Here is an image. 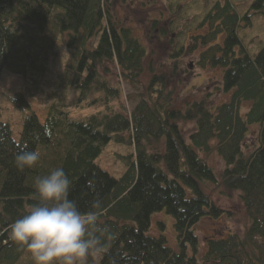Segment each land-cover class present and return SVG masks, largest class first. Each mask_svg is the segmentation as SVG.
<instances>
[{
  "label": "trees",
  "instance_id": "obj_1",
  "mask_svg": "<svg viewBox=\"0 0 264 264\" xmlns=\"http://www.w3.org/2000/svg\"><path fill=\"white\" fill-rule=\"evenodd\" d=\"M112 1L0 0V80L9 70L30 84L12 99L29 112L20 138L0 122V264L27 256L25 264H34L11 239L10 226L35 202V180L56 167L71 180L69 198L81 211L102 202L100 223L114 235L86 264H264V43L253 55L240 35L264 18V0H246L243 13L234 0H215L200 26L209 30L174 48L176 61L198 53L199 67L221 71L220 89L231 94L214 107L196 97L183 109L165 74L152 72L145 83L147 50L115 18ZM59 44L69 59L59 75L63 88L78 93L77 108L95 113L74 118L65 104L45 116L35 111L33 88ZM112 63L117 86L109 79ZM181 123L195 131L185 136ZM111 142L135 149L121 178L97 163ZM24 150L40 159L19 171L14 160ZM214 152L224 163L220 173L205 159ZM220 190L237 193L247 223L242 233L213 228L202 236V222L224 215L213 201ZM163 213L173 221L175 243L165 222L152 232V216Z\"/></svg>",
  "mask_w": 264,
  "mask_h": 264
},
{
  "label": "rangeland",
  "instance_id": "obj_2",
  "mask_svg": "<svg viewBox=\"0 0 264 264\" xmlns=\"http://www.w3.org/2000/svg\"><path fill=\"white\" fill-rule=\"evenodd\" d=\"M215 0H113L110 7L115 18L120 24L129 26L135 36L139 38L147 50L145 58V83L151 78L150 73L165 74L169 86L175 92V106L184 108L185 104L193 101L194 98L206 97L208 103L213 107L229 101L231 94H225L221 88L222 74L219 70H204L198 65V53L185 54L175 59L174 48H181L189 45L194 36L205 33L208 27H200L205 15L209 12ZM240 12H246V0H234ZM240 35L249 52L254 55L264 43V18L257 17L252 27L242 29ZM56 56L49 65L48 72L39 80L32 97V105L41 116L47 115L54 106L65 104L70 109L74 118L83 117L95 113V110H82L77 108L76 97L78 93L63 88V81L59 75L64 71L68 62V55L62 44L56 49ZM111 75L109 79L114 85H119L117 74L119 69L116 64H109ZM152 73V74H153ZM30 86L29 80L5 70L0 80V122L10 124L14 136L19 139L23 129L24 119L29 112L17 108L12 101L19 91H24ZM122 101H125L122 96ZM250 104H244L243 112L249 110ZM117 109L118 106H117ZM120 110V109H119ZM183 134L187 137L195 131L193 123L180 124ZM247 138L248 145L254 140L253 131ZM126 139H125V138ZM124 140L128 136L125 135ZM163 143L160 145L162 146ZM42 150V148H40ZM135 149L129 144L111 142L104 150L97 163L116 178H121L126 170V160L134 155ZM207 163L218 173L224 168L223 160L213 153L205 157ZM213 197V194H212ZM213 201L218 208H221L224 215L213 222L207 220L199 227L202 236L211 233V229H224V231H238L242 233L247 223L243 204L237 193H229L227 190L216 191ZM165 222L167 228L164 232L169 233L171 243L175 238L171 234L173 221L164 213L156 215L152 222V232L159 233L156 222ZM200 234V233H199ZM28 256L19 264H25Z\"/></svg>",
  "mask_w": 264,
  "mask_h": 264
},
{
  "label": "clouds",
  "instance_id": "obj_3",
  "mask_svg": "<svg viewBox=\"0 0 264 264\" xmlns=\"http://www.w3.org/2000/svg\"><path fill=\"white\" fill-rule=\"evenodd\" d=\"M39 159V153L24 150L14 163L24 171L35 167ZM34 187L35 202L10 226L11 239L28 251L34 264H86L90 255L105 251L114 235L100 223V200L89 211H81L69 198L71 180L62 167L38 177Z\"/></svg>",
  "mask_w": 264,
  "mask_h": 264
},
{
  "label": "bare ground",
  "instance_id": "obj_4",
  "mask_svg": "<svg viewBox=\"0 0 264 264\" xmlns=\"http://www.w3.org/2000/svg\"><path fill=\"white\" fill-rule=\"evenodd\" d=\"M155 216H156V214H154V215L152 216V219H153Z\"/></svg>",
  "mask_w": 264,
  "mask_h": 264
}]
</instances>
